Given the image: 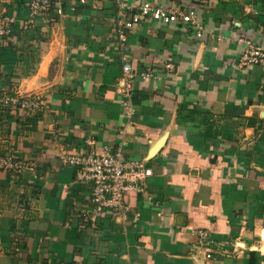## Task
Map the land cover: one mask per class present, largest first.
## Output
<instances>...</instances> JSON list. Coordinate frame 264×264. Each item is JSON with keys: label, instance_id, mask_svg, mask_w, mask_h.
I'll list each match as a JSON object with an SVG mask.
<instances>
[{"label": "crops", "instance_id": "obj_1", "mask_svg": "<svg viewBox=\"0 0 264 264\" xmlns=\"http://www.w3.org/2000/svg\"><path fill=\"white\" fill-rule=\"evenodd\" d=\"M30 1L0 0V94L41 100L0 115L22 164L0 170V264H264V66L238 65L247 42L264 52V1L51 0L53 21ZM145 2L199 25L132 21ZM117 149L152 173L93 217L61 154Z\"/></svg>", "mask_w": 264, "mask_h": 264}, {"label": "built area", "instance_id": "obj_2", "mask_svg": "<svg viewBox=\"0 0 264 264\" xmlns=\"http://www.w3.org/2000/svg\"><path fill=\"white\" fill-rule=\"evenodd\" d=\"M79 3H84L85 0H76ZM264 1V0H260ZM29 15L31 18L42 16L50 21L54 17L61 15V7L52 3L51 0H31L28 3ZM136 14L133 17L134 22L141 17L146 16L152 21H160L166 24L181 22L198 26L194 10L183 9L179 5L171 7H161L150 4L148 2L139 4L136 7ZM14 22L13 17L0 16V42L4 43L6 37L12 33L11 23ZM130 22H125L124 26H131ZM200 28V27H198ZM123 30L118 31V37L123 40ZM197 35H200L197 32ZM246 51L240 58L239 66L258 64L264 66V52L252 42H247ZM122 70L128 78L132 77V67L128 62L127 56H122ZM148 74H144L143 78L147 79ZM128 89V84L126 85ZM41 107V100L36 95H22L19 92H4L0 94V109L12 108L22 109L24 112L36 111ZM92 145V141H88ZM61 159L64 163L72 165L75 169V178L83 184L89 185L88 192V211L95 216L116 215L127 211V206L123 200V196L127 191H140L144 179L151 175V168H146L142 160L125 159L120 149L114 154L108 151L98 154L91 153L85 150L83 154H61ZM22 164L16 162L11 156H0V168L4 170H19ZM86 211V210H85ZM86 211V212H88ZM83 212V216L86 215ZM200 236L205 238L203 232Z\"/></svg>", "mask_w": 264, "mask_h": 264}, {"label": "rangeland", "instance_id": "obj_3", "mask_svg": "<svg viewBox=\"0 0 264 264\" xmlns=\"http://www.w3.org/2000/svg\"><path fill=\"white\" fill-rule=\"evenodd\" d=\"M8 93H12V92H8ZM5 109H7V108H4V109L2 108V109H0V115H2L3 113L6 112ZM0 130H1V129H0ZM0 135L2 136V132L0 133ZM3 154H4V153L0 151V156H3ZM0 170H2V169L0 168Z\"/></svg>", "mask_w": 264, "mask_h": 264}, {"label": "trees", "instance_id": "obj_4", "mask_svg": "<svg viewBox=\"0 0 264 264\" xmlns=\"http://www.w3.org/2000/svg\"><path fill=\"white\" fill-rule=\"evenodd\" d=\"M7 109H8V108H7ZM5 111H6V112L3 113L2 115H3V116L5 115V116L7 117L9 112H8V110H5Z\"/></svg>", "mask_w": 264, "mask_h": 264}, {"label": "bare ground", "instance_id": "obj_5", "mask_svg": "<svg viewBox=\"0 0 264 264\" xmlns=\"http://www.w3.org/2000/svg\"><path fill=\"white\" fill-rule=\"evenodd\" d=\"M136 227V226H135ZM138 227V226H137Z\"/></svg>", "mask_w": 264, "mask_h": 264}]
</instances>
